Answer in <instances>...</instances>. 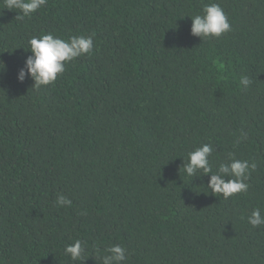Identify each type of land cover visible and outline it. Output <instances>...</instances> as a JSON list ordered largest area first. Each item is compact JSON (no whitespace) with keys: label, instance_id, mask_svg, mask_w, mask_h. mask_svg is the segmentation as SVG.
I'll return each mask as SVG.
<instances>
[{"label":"trees","instance_id":"1","mask_svg":"<svg viewBox=\"0 0 264 264\" xmlns=\"http://www.w3.org/2000/svg\"><path fill=\"white\" fill-rule=\"evenodd\" d=\"M219 3L231 31L200 38L191 17ZM0 0V264H264V0H47L18 19ZM94 35L55 82L17 80L33 36ZM247 76L252 83L240 84ZM246 134V138L243 137ZM210 143L255 162L228 199L191 179ZM72 201L57 206L58 195ZM87 242L72 260L65 246ZM97 247L100 252L97 253Z\"/></svg>","mask_w":264,"mask_h":264},{"label":"clouds","instance_id":"2","mask_svg":"<svg viewBox=\"0 0 264 264\" xmlns=\"http://www.w3.org/2000/svg\"><path fill=\"white\" fill-rule=\"evenodd\" d=\"M4 8L19 10L17 18L24 19L46 5L47 0H3ZM191 17L190 32L193 36L202 39L207 37H219L223 33L231 31L227 14L219 3L205 4L202 14ZM94 33L91 35H73L68 38L54 35L53 33L33 36L29 40L31 54L25 59L24 66L17 72V80L23 82L26 78L34 81L33 87L37 90L56 81L58 74L65 72L66 62L76 58L91 55L94 46ZM252 83L247 76L240 77V84L248 87ZM246 138V134H243ZM213 152L210 143L202 144L188 154L187 162L184 161V172L188 177H202L198 173H211L207 181V188L215 195L220 194L224 199L246 192L249 188L247 181L251 172L257 167L255 162L235 158L233 153L228 154V162L221 163L213 172L209 157ZM57 206L71 205L72 201L64 195H58ZM248 223L254 228L264 225V212L255 208L247 217ZM87 242L76 239L73 243L65 246V253L74 261L85 257ZM97 253L100 249L97 247ZM127 248L121 244H114L106 249L100 259L102 264H123L127 261Z\"/></svg>","mask_w":264,"mask_h":264}]
</instances>
